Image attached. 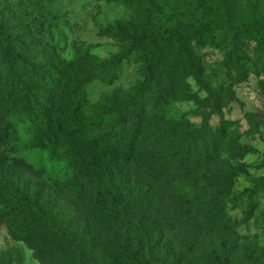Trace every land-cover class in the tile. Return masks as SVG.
Wrapping results in <instances>:
<instances>
[{"label":"rangeland","instance_id":"obj_1","mask_svg":"<svg viewBox=\"0 0 264 264\" xmlns=\"http://www.w3.org/2000/svg\"><path fill=\"white\" fill-rule=\"evenodd\" d=\"M208 20L237 30L249 28L251 33L242 32L233 39L224 26L216 29ZM117 23L123 29L118 36L103 33ZM258 24H264V0H0V27L6 31L0 43V67L11 48L37 60V51H49L50 43L66 57L86 52L112 60L129 53L117 64L114 82L99 80L89 87L91 100L99 103L109 97L126 102L138 91V105L151 118L150 133L169 137L172 125L185 118L193 127L179 135H190L192 128L200 130L207 151L215 155L201 179L216 188L192 190L171 179L155 188L157 209L151 211L160 227L171 224L173 228L166 237L151 235L150 243L143 242L147 247L142 246L141 254L145 247H155L153 264H223L225 253L236 243V257L231 256L228 264L244 263L248 255L264 264V29H258ZM127 30L188 35L180 47L170 43L158 47L155 61L160 90L165 87L162 93L148 87L141 91L151 47L145 44L133 51L124 35ZM219 88L225 94L233 92L234 97L225 98L222 113L214 114L212 96ZM208 116L211 119L206 122ZM18 156L45 170L44 200L52 199L55 219L77 237L68 244L50 230L41 231L34 247L12 239L2 227L0 264H79L74 250L88 252L80 242L91 245V234L101 227L105 215L85 194L87 174L81 190H75L70 158L63 148ZM20 184L33 187L34 181L21 177ZM178 197L198 200L196 210L205 202L209 214H193L184 231L175 229L169 209ZM249 204L255 206L253 213L246 212ZM101 233L110 240L124 232Z\"/></svg>","mask_w":264,"mask_h":264},{"label":"trees","instance_id":"obj_2","mask_svg":"<svg viewBox=\"0 0 264 264\" xmlns=\"http://www.w3.org/2000/svg\"><path fill=\"white\" fill-rule=\"evenodd\" d=\"M209 23L216 29L224 26L226 34L233 39L242 32L251 33L249 28L237 30L226 23L221 25L212 20ZM256 27L264 29V24ZM120 32H123L120 23L103 30L104 34L114 36ZM4 33L0 27V43ZM124 35L133 51L145 44L151 47L145 60L141 91L148 87L162 93L165 87L160 90L162 83L157 78L159 70L155 61L158 47L165 43L180 47L188 41V35L171 31L164 36L160 32L137 30L124 31ZM49 45V51H37V60L11 48L5 51L0 67L4 68L0 71V228L5 227L12 239L34 247L41 231L50 230L68 244L75 240L76 233L62 229V223L55 219L52 199L44 200L46 191L41 183L45 170L36 169L18 156L21 152L63 148L70 158L73 188L81 190V181L87 174L85 194L98 211H105L101 227L91 234V245L80 242L78 236L79 242L89 250L87 253L74 250L79 256L77 262L117 264L120 260L124 264H153L155 247L146 248L143 242L150 243L151 235L166 237L173 228L171 224L160 227L151 211L157 209L155 188L168 179L192 190L216 188L218 185L206 184L201 179L203 169L213 164L215 155L207 151L200 130L192 128L190 135H179L193 127L185 118L172 125L169 137L150 133L147 123L151 118L147 109L138 105V91L126 102L109 97L99 103L91 100L89 87L99 80L114 82L118 78L117 64L129 53L112 60L86 52L66 57L56 50V45ZM224 91V88L216 89L212 96L214 114L222 113L225 98L234 97L233 92ZM210 119L208 116L205 121ZM19 177L31 179L34 186H21ZM174 199L176 204L169 214L175 218V229L184 231L193 214H209L205 202H200L196 210L193 207L198 200ZM254 210L255 206L249 204L246 212ZM108 231L124 233L115 234L118 239L106 240L101 232ZM237 244L225 253L223 264H228L231 256L236 257ZM142 246H146L144 254H141ZM63 247L64 243H60L59 248ZM248 256L247 261L238 264H260V260Z\"/></svg>","mask_w":264,"mask_h":264}]
</instances>
